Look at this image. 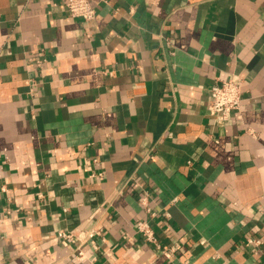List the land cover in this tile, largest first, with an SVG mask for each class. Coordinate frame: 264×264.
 Listing matches in <instances>:
<instances>
[{"label": "crops", "instance_id": "0c3cea01", "mask_svg": "<svg viewBox=\"0 0 264 264\" xmlns=\"http://www.w3.org/2000/svg\"><path fill=\"white\" fill-rule=\"evenodd\" d=\"M92 4L0 0V264H264V0Z\"/></svg>", "mask_w": 264, "mask_h": 264}, {"label": "built area", "instance_id": "2783aa9c", "mask_svg": "<svg viewBox=\"0 0 264 264\" xmlns=\"http://www.w3.org/2000/svg\"><path fill=\"white\" fill-rule=\"evenodd\" d=\"M64 6L69 16L73 19L80 20L82 22H90L96 17V10L92 4V0H64ZM40 63V62H38ZM33 85L36 83L33 81ZM241 93H242V80L233 76L232 78L225 81H215L209 89V102H208V113L217 122H225L228 120L230 115L234 111L240 109L241 104ZM98 177L99 174H98ZM1 192H5L6 188L3 186L0 188ZM143 206L147 205V198L141 200ZM10 211H7L8 214ZM147 212L150 216L154 213L147 208ZM136 233L150 246H152L156 251L167 254L171 250H164L157 242L153 229L151 228L148 221L139 220L135 223ZM87 238L93 237V232L90 231L85 234ZM56 236L58 238L68 240L71 243H75L79 240V236L74 234L72 231L60 230L57 232ZM245 246L260 247V240L257 238H247ZM82 251H79V255Z\"/></svg>", "mask_w": 264, "mask_h": 264}]
</instances>
